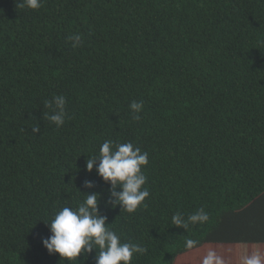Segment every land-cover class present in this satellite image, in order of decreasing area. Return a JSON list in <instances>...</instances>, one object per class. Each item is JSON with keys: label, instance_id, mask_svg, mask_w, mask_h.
Returning a JSON list of instances; mask_svg holds the SVG:
<instances>
[{"label": "trees", "instance_id": "obj_1", "mask_svg": "<svg viewBox=\"0 0 264 264\" xmlns=\"http://www.w3.org/2000/svg\"><path fill=\"white\" fill-rule=\"evenodd\" d=\"M21 2L0 0V264H96L95 244L70 260L43 243L89 195L121 243L147 249L130 264L264 256V0ZM105 141L148 153L132 213L98 174ZM201 208L207 222L172 223Z\"/></svg>", "mask_w": 264, "mask_h": 264}, {"label": "clouds", "instance_id": "obj_2", "mask_svg": "<svg viewBox=\"0 0 264 264\" xmlns=\"http://www.w3.org/2000/svg\"><path fill=\"white\" fill-rule=\"evenodd\" d=\"M21 8L38 9L41 6L40 0H22ZM71 46L76 48L82 43L80 34H75L67 38ZM56 112L49 120L57 127L65 121V98L62 95L53 96ZM50 107L51 103L46 102ZM133 118L139 120L140 111L143 108L142 102L133 101L129 105ZM36 129H34L35 131ZM112 141H105L100 148L101 159L98 165V174L106 181L113 184L120 182L122 191L118 194V201L128 213L134 212L138 206L149 195L146 188L142 186L146 183V176L142 173V166L148 163V153L139 148H134L131 143L115 145L113 152ZM93 160L87 161L86 167L91 170ZM90 186V185H87ZM97 196L89 195L83 204L74 212L68 207L62 208L51 220L50 230L52 235L45 240L44 246L51 252L58 253L61 258L74 259L82 251H91V245L99 247V255L96 264H130L134 254H144L147 249L133 243H121L120 237L105 227V218L94 215L96 211ZM91 210V211H90ZM172 223L183 226L186 229L189 225L203 224L209 220V215L203 208L184 218L177 213L171 218ZM196 241L188 239L185 248L191 249ZM243 264H264V256L259 253L244 256ZM202 264H224L223 259L214 251L209 250L203 257Z\"/></svg>", "mask_w": 264, "mask_h": 264}]
</instances>
